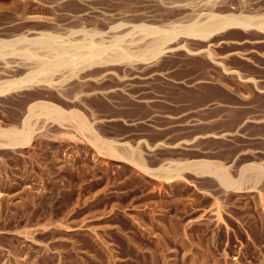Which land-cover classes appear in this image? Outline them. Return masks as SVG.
Listing matches in <instances>:
<instances>
[{
    "label": "rangeland",
    "instance_id": "1",
    "mask_svg": "<svg viewBox=\"0 0 264 264\" xmlns=\"http://www.w3.org/2000/svg\"><path fill=\"white\" fill-rule=\"evenodd\" d=\"M11 1L0 7V43L89 34L108 46L118 35L137 48L149 40H137L142 25L264 18V0ZM166 46L146 62L90 67L111 76L84 82L78 96L73 80L61 93L26 85L24 72L0 75V85L23 81L0 93V130L32 133L22 148L0 146V264H264V27L178 34ZM2 58L12 70L27 64ZM35 101L76 111L92 134L25 121ZM91 136L138 153L142 167ZM197 162L239 188L180 168ZM251 167L263 172L243 183Z\"/></svg>",
    "mask_w": 264,
    "mask_h": 264
},
{
    "label": "bare ground",
    "instance_id": "2",
    "mask_svg": "<svg viewBox=\"0 0 264 264\" xmlns=\"http://www.w3.org/2000/svg\"><path fill=\"white\" fill-rule=\"evenodd\" d=\"M7 1L10 2L11 0H0V7H3V5H5V2ZM57 1L58 2H56L55 4H59L61 1H76L77 3L81 2L83 4L85 0ZM55 4L48 2L47 7L54 8ZM11 6L16 8L22 7L23 10L27 6V4H19L15 2ZM32 7L33 5H31V8ZM81 7L84 8V5H82ZM6 9L9 8L6 7ZM192 24L188 26L173 27L169 30H160L157 28L142 25L140 29H138L139 35L137 37V40H144V38H148L149 40L144 42L143 44H141L142 46H139L137 48H131L124 45L125 43L123 39L121 38V36L118 35L113 37V39L109 42L108 46H105L106 44L104 45V43H102L101 41L94 40L89 34H85L77 40H64L58 36L49 33L42 34L39 37L33 39L31 38L24 40L21 38L15 42H2L0 43V75H6V73L13 71H17L18 73L24 72L26 73V76L24 78V82L26 85L31 87H37V85L44 83L43 85L47 84V86H50L54 91H61V93L63 91L61 86L69 82L70 80H73V84H70V86L68 84L67 88L71 90L70 92L77 95L78 93L84 92L82 91L84 90V82L93 81L97 83V80L102 79L103 77H106L111 74L110 72H107V70H104L105 72L98 76H94L93 74H86L85 71L88 70L90 67L111 66L115 63L130 64L136 61L146 62L150 59L152 60V58H155L161 52L163 46H166V43L172 41L173 38L176 37L178 34H182L183 36L185 35L205 38L213 33H219V31L229 26H254L256 28H263L264 18L257 20V22H254V20L250 18H238L231 16L216 18L210 16L204 19L202 22H196L195 24ZM5 55L17 56L19 57L18 59L26 61L27 64L23 63L22 65L19 63L20 68L12 70L18 67V65H16V67H14L15 65L13 67H8V64L11 63L12 59L10 62H3L2 57H4ZM22 82L20 80L4 82L0 85V93L5 91H13L16 89L18 90L21 87ZM67 88H65V90ZM26 115V120H24L28 122L31 119L38 120L43 118V122L44 120H50L59 125H64V123H68L76 130H79L84 133L86 132L88 133V135L92 134H90L91 130H89V127L87 128V124L84 118L74 110L63 111L45 102L35 101L34 103L29 104ZM28 126L29 125H27V127ZM27 127L24 130L21 129V131L17 129L0 130V146L19 148L29 143L31 137L30 135L32 133H30V127ZM91 138L98 150H105L112 156L117 155L119 157L120 155L125 160L134 162L138 167H142V158L138 153L130 152L127 149H124L123 152L118 155V152L116 151L112 143L108 141L99 140L94 136H91ZM180 168L198 172V174L207 173L215 175L221 182L220 184L225 187L233 188L234 186L236 187L238 183L232 182L228 178L227 173L224 169H221L217 166H208L207 163H188L187 165L180 166ZM262 172L263 169L261 168H248L245 171V174L243 175L244 178L242 182L247 183L249 182L251 176H259ZM252 180L254 181V179L251 178L250 181ZM255 181L257 182V179ZM238 185L237 187L239 188L240 185ZM249 186V188H252L254 185L253 183H249Z\"/></svg>",
    "mask_w": 264,
    "mask_h": 264
}]
</instances>
